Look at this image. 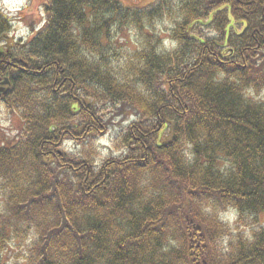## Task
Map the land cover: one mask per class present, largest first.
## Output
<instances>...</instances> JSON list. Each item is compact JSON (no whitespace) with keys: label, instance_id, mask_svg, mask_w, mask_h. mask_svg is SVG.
Returning a JSON list of instances; mask_svg holds the SVG:
<instances>
[{"label":"trees","instance_id":"1","mask_svg":"<svg viewBox=\"0 0 264 264\" xmlns=\"http://www.w3.org/2000/svg\"><path fill=\"white\" fill-rule=\"evenodd\" d=\"M43 14L0 12V264H264V0Z\"/></svg>","mask_w":264,"mask_h":264},{"label":"rangeland","instance_id":"2","mask_svg":"<svg viewBox=\"0 0 264 264\" xmlns=\"http://www.w3.org/2000/svg\"><path fill=\"white\" fill-rule=\"evenodd\" d=\"M44 0H0V8L11 17L12 32L15 37H27L33 28H37L42 24ZM124 5H144L154 0H119ZM12 5L20 7L18 12H10ZM20 119L15 113H8L6 109L0 105V138L5 135L10 138L17 134ZM111 136L104 137L99 145L104 150L105 145ZM70 146V144H68ZM6 260L8 264H23L21 258H15L13 252L7 251Z\"/></svg>","mask_w":264,"mask_h":264},{"label":"water","instance_id":"3","mask_svg":"<svg viewBox=\"0 0 264 264\" xmlns=\"http://www.w3.org/2000/svg\"><path fill=\"white\" fill-rule=\"evenodd\" d=\"M3 83H7V81H5V82H3ZM6 89H7V88H5V89H2L1 91H2V92H4Z\"/></svg>","mask_w":264,"mask_h":264},{"label":"flooded vegetation","instance_id":"4","mask_svg":"<svg viewBox=\"0 0 264 264\" xmlns=\"http://www.w3.org/2000/svg\"><path fill=\"white\" fill-rule=\"evenodd\" d=\"M1 85V84H0Z\"/></svg>","mask_w":264,"mask_h":264}]
</instances>
